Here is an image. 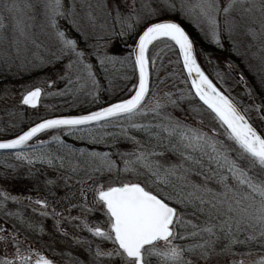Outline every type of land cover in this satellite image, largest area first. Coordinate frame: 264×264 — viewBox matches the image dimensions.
<instances>
[{"label":"snow or ice","instance_id":"obj_1","mask_svg":"<svg viewBox=\"0 0 264 264\" xmlns=\"http://www.w3.org/2000/svg\"><path fill=\"white\" fill-rule=\"evenodd\" d=\"M24 7L28 13L17 15L13 35H0L4 61L23 62L31 53L37 62L34 66L62 64L58 79L65 86L48 95L85 92L100 103L102 91L113 94L115 90L109 66H129L138 72V78L126 97L98 110L43 119L15 138L0 142V150L30 148V152L15 151V158L28 165L56 167L59 161V168L73 174L84 171L89 180L98 177L91 189L92 206L82 189L83 202L72 207L85 214L99 210L105 221L90 226L86 219L66 216L55 207L49 212L45 199L33 201L31 196H10L0 191L4 215L35 231L37 226L22 212L7 209L9 200L17 204L27 200L37 206L33 212L38 211L40 217L51 216L55 230L65 237L69 232L64 223L81 221L77 227L99 242L93 247L94 241L73 234L74 243L84 248L89 259L73 258L66 264H264V132L251 122L253 112L264 122V100L256 96L242 73L237 83L244 84V95L251 105L231 95L220 72L216 73L218 87L202 69L194 40L179 22L190 20L221 48L224 33L232 39L243 30L264 52V0H98L95 5H87L83 17L75 3L68 7L64 0H30ZM3 11L19 13L22 9L15 2H5ZM97 13L106 18L104 22ZM37 16L43 17L39 27L51 45L33 31ZM62 19L68 21L78 38L61 28ZM3 20L0 14V32L6 29ZM116 38L124 42L126 55L109 53ZM129 39L131 44L127 43ZM81 40L85 48L80 46ZM233 48L240 55L235 44ZM40 49L46 55H41ZM164 49L175 52V64L180 67L179 73L172 72L168 77H175L183 85L173 84L176 91L160 89L165 80L159 79L158 61L163 64ZM10 50H14V56ZM65 60L67 63H63ZM261 62L264 64V56ZM227 67L231 71L234 65L228 61ZM97 68L104 73L106 88ZM55 83L49 81L48 87ZM260 83L264 89V76ZM42 93L41 87L25 88L21 102L35 109ZM184 102L194 114L195 126L186 122L189 117L179 118L168 111H184ZM48 131L87 138L93 144L123 140L133 147L115 153L123 164L121 168L112 158L114 153L74 149L61 135H52L51 141L29 143ZM132 133H142L145 139L141 141ZM51 143L57 145L55 151L49 150ZM167 154L176 160L162 161L160 158ZM122 174L135 178L121 179ZM65 211L70 213L71 209ZM12 227L9 231L0 225V264H57L45 254L47 250L35 247L27 236L21 239L20 230L15 224ZM39 230L43 232L42 225Z\"/></svg>","mask_w":264,"mask_h":264},{"label":"rangeland","instance_id":"obj_2","mask_svg":"<svg viewBox=\"0 0 264 264\" xmlns=\"http://www.w3.org/2000/svg\"><path fill=\"white\" fill-rule=\"evenodd\" d=\"M5 2H15L22 9L21 12H4L3 4ZM30 0H0V14L4 16L3 23L6 25V29L0 32V35H13V25L15 23V18L17 15L24 16L28 13V9L24 7L26 3ZM98 0H64L66 6L71 7L73 3L76 5L77 11L83 17L88 11L87 5H95ZM120 2V0H117ZM101 15L100 22H104L106 19ZM171 18V17H169ZM223 17H221V21ZM187 25H189L196 34L197 43L195 42V48L197 50V56L204 68L211 76L214 81L220 87V83L217 80L216 73L220 72L225 77L224 87L231 91V95L235 97L236 100L242 101L243 104L251 105L250 101L244 95V84L237 83L239 79V74H243L245 80L255 91L256 96L261 100H264V89H262L260 79L264 76V64L261 62V56H264V52H261L259 44L257 41H253L252 38L245 34L243 30L238 31L232 39H229L227 33L222 36L223 47H219L212 43L209 38L203 35L199 28L195 26L190 20H182ZM83 23V20L81 21ZM36 27L33 31L39 36V39L43 41L46 45H51L52 41L47 35L41 32L39 25L43 23V17L37 16L36 20L33 22ZM62 29H67L68 34L71 37H77V33L71 28V25L67 20L59 21ZM206 27V26H205ZM130 40V39H129ZM128 44H131L130 41ZM90 42L94 43V40ZM240 53L237 55V51H234V46ZM80 46L85 48L83 40L80 41ZM163 48V46H161ZM114 49L118 56H123L127 54L128 49L125 47L124 42L119 38L113 40L111 46L108 48ZM11 54L14 56V50H10ZM32 51H37L32 49ZM41 55H46L43 49L39 50ZM4 46L0 45V139H6L14 136L27 127L35 124L36 122L50 116L55 115H71L80 114L88 111L95 110L96 106L107 102H113L119 100L121 97H126L129 94V90L132 85L136 83L138 78V73H134L133 69L129 66L121 67L116 65L115 68L109 67L108 75L112 77L114 84V93L110 94L108 91H102L100 93V103H96L92 100L91 96L87 95L85 92H81L77 95L66 94V95H48V93H55L64 88V82L58 79V72H62L63 65L57 64L55 67H40L36 65V61L32 60L31 53L28 54V58L22 62L21 59H10L8 63L4 61ZM163 64L160 65L158 61L159 79L165 80L164 84L160 85L161 90H171L176 91V87H183L180 81L175 77L168 79L169 74L172 72L179 73L180 67L175 64L176 55L175 52L170 49H164L161 53ZM171 59L172 63H169ZM211 61V62H209ZM231 61L234 68L230 71L227 67V62ZM63 63H67L65 60ZM98 76L101 84L106 88L107 80L104 79V73L97 68ZM123 76L130 77V79H122ZM49 81H56L51 88L48 87ZM153 82H156V76L153 74ZM175 84L176 87H172ZM242 86V87H240ZM41 87L43 89L42 97L37 108L33 109L29 106L22 104V94L25 88ZM181 107L184 111L179 109H171L174 116L179 118L189 117L186 121L195 126V119L186 102L182 103ZM97 109V108H96ZM253 124L258 127V130L264 132V122H262L257 114L253 112ZM206 123H209V119L205 117ZM111 128L108 129L110 131ZM207 130V129H205ZM52 135H61L63 139V134L48 131L46 133H41L38 138H34L30 141V144L37 142V139L44 141H51ZM142 141V140H141ZM23 151L30 152V148H25ZM14 156H5L0 160V191L7 192L10 196H31L35 195L32 200L45 199L47 200L49 207V212L52 207H55L57 211H62L66 216H79L75 213L78 208L72 207L73 205L81 204L82 196L80 194V188L89 186L93 187L98 182V177H93L89 180L84 171H80L77 174L66 173V168L56 167H44L43 163H36L34 165H28L25 161L17 160ZM59 155V154H57ZM117 161V164L122 168L123 164L120 161V157L116 159V155L112 157ZM162 161H175L176 157L167 154L165 157L160 158ZM11 165V167H9ZM39 165V166H38ZM70 177L65 181L64 178ZM135 177L122 174L121 179H134ZM194 179H199L193 177ZM143 179V177H141ZM48 180H54L55 184L49 185ZM87 195V194H86ZM89 201V206H92L93 199ZM37 207L34 203L27 200H23L21 203L17 204L9 200L7 202V209L10 211H20L24 214L25 218L33 222L35 225L43 227V232L38 235V232L31 231L26 227H22L15 218L6 217L4 215V210L0 208V225H3L9 231L13 230V225L20 230L21 239L25 236L28 240L35 243L41 241V246L43 243L53 244L58 247L61 243L64 245L67 237L62 236L54 228V220L51 216L47 218H42L39 216V212H33V208ZM66 209H71L70 213L65 211ZM85 214V213H84ZM89 217L93 215L92 218H98L102 213L97 210L92 213H87ZM103 216V215H102ZM34 217L36 219H34ZM76 225L73 227L72 224ZM98 223V222H96ZM80 222L68 223L65 222L63 227L67 230V226L70 225V232L73 234L83 233L80 227H77ZM94 226V225H93ZM67 227V228H66ZM106 227V226H105ZM70 234V233H69ZM41 239V240H40ZM111 246V245H109ZM258 252L259 250H254ZM63 258V256H62ZM60 259V258H59ZM62 263L65 260H61Z\"/></svg>","mask_w":264,"mask_h":264},{"label":"flooded vegetation","instance_id":"obj_3","mask_svg":"<svg viewBox=\"0 0 264 264\" xmlns=\"http://www.w3.org/2000/svg\"><path fill=\"white\" fill-rule=\"evenodd\" d=\"M14 154V153H13ZM49 166V165H48ZM66 173L70 175V173H72L70 170H66ZM93 187H89V186H85V187H81L79 190H80V194H81V190L83 189L84 192L87 194V197H88V200H90L91 198L93 199V193H92V189ZM31 197H35V195H31ZM88 204H89V201H88ZM76 214H78L79 216L81 215V220H84L86 219L88 224L90 226H93L95 224H97L96 222L98 223H102L103 221H105V217L100 215L98 218H96V221L93 217V215H91V217L88 216V214H84L82 213L79 209H77L75 211ZM34 219H36L34 217ZM75 222H80L81 221H75ZM73 223V222H71ZM75 224H72L71 226H75ZM37 226V225H36ZM71 226L68 225L66 228H67V231L70 233L69 236H67L65 240V243L64 245L61 243L60 245L55 246L53 244H48V248L46 247V243H43L42 246H41V241H38V245H37V241H35V243L31 242L29 240V242L33 243V245L37 248H40L41 251H45V254L49 256V258H53L57 261V264H66V262H70L73 258H79V260L81 261H87L89 259L88 257V254L84 251V248L77 245L76 243H74L73 239H72V233L70 232V229H71ZM104 227L106 226V224L103 225ZM35 233L38 232V235L40 236L41 235V232L39 230V226L36 227V230L34 231ZM78 237H80L81 239H84V240H91V241H94L93 243V247H95V243H98L99 241L96 240L95 238H93L87 231H83V233H80L78 231V233L74 234ZM41 240V239H40ZM106 247H110L109 245H105ZM86 247V246H85ZM53 250L55 252V255H53ZM256 250V249H253V251ZM255 252V251H254ZM71 254L70 256L68 254ZM63 256V258H62ZM61 260H65L64 263H62ZM105 264H108L107 261H105ZM153 264H155V261H153Z\"/></svg>","mask_w":264,"mask_h":264},{"label":"trees","instance_id":"obj_4","mask_svg":"<svg viewBox=\"0 0 264 264\" xmlns=\"http://www.w3.org/2000/svg\"><path fill=\"white\" fill-rule=\"evenodd\" d=\"M179 21L182 23V25L188 31L190 37L194 40V43L195 42L197 43V39H196L197 37H196V34L193 31V29L189 25H187L185 22H183L182 20H179ZM129 41L132 43L131 39ZM108 51L111 54H114V55L117 54L114 49H109ZM93 63H95V60H93ZM240 87H242V86H240ZM107 103H109V102H107ZM107 103H103V104L106 105ZM104 105L100 104V105L96 106V108H99V107L104 106ZM149 119H151V117H149ZM251 122L254 123L253 119H252ZM254 125H256V124H254ZM110 131H116V129H112L111 128ZM132 134L136 135L137 138L142 140V141L145 139V137H144V135L142 133H132ZM77 135H79V134H77ZM62 137H63V140H64L65 144L71 146L74 149L83 148V149H86L88 151H97V152H109L110 151V152L114 153V155L118 151H128V150H131V148L133 147L130 143L125 142L123 140L114 143L112 140L106 139V141L104 143L93 144V143H90L87 138H85V139H77L75 135L74 136L63 135ZM113 143H114V146L110 147V145H113ZM48 148H49V150L55 151L56 148H57V145L55 143H51V144L48 145ZM57 154L63 155L64 153L58 152ZM114 155H113V157H114ZM5 156H12L13 157L14 154L13 153H1L0 152V160L2 158H4ZM117 158H119L118 155H116V159ZM43 164H44L43 165L44 167H49L48 164H46V163H43ZM56 165L57 166L59 165V161H56ZM57 166H56V168H57Z\"/></svg>","mask_w":264,"mask_h":264},{"label":"water","instance_id":"obj_5","mask_svg":"<svg viewBox=\"0 0 264 264\" xmlns=\"http://www.w3.org/2000/svg\"><path fill=\"white\" fill-rule=\"evenodd\" d=\"M180 22V21H179ZM181 23V22H180ZM183 26V25H182ZM199 62V61H198ZM201 65V64H200ZM202 67V66H201ZM203 69V68H202ZM204 70V69H203ZM205 71V70H204ZM205 73H206V71H205ZM207 74V73H206ZM208 75V74H207ZM209 76V75H208ZM210 77V76H209ZM211 79V78H210ZM214 82V81H213ZM215 83V82H214ZM106 106V105H105ZM96 110H98V109H96ZM86 113V112H85ZM71 115H77V114H71ZM59 116H66V115H56V116H51V117H46L45 119H51V118H55V117H59ZM43 120V119H42ZM42 120H40L39 122H41ZM39 122H37V123H39ZM36 124V123H35ZM35 124H33L32 126H34ZM32 126H30V127H32ZM30 127H28V128H30ZM28 128H26V130H24V131H27L28 130ZM258 130V129H257ZM23 131V132H24ZM259 131V130H258ZM19 134H22V132L21 133H19ZM18 134V135H19ZM18 135H16V136H18ZM16 136H13V137H11V138H6V139H0V142H3V141H5V140H8V139H13V138H15ZM0 151H12V150H0Z\"/></svg>","mask_w":264,"mask_h":264}]
</instances>
